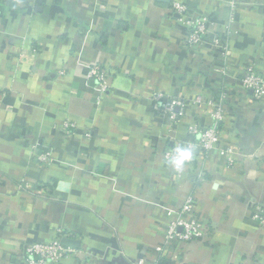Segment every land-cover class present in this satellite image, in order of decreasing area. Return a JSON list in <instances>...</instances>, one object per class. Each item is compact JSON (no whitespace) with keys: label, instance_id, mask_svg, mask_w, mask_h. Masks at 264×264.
I'll list each match as a JSON object with an SVG mask.
<instances>
[{"label":"crops","instance_id":"1","mask_svg":"<svg viewBox=\"0 0 264 264\" xmlns=\"http://www.w3.org/2000/svg\"><path fill=\"white\" fill-rule=\"evenodd\" d=\"M230 1L0 0V264L59 231L77 242L59 264H264V98L242 82L250 66L264 78V0ZM174 3L208 20L203 48ZM95 65L113 78L104 96ZM157 91L183 100L176 127ZM218 107L219 144L176 172L166 153L197 144L190 126ZM192 195L209 235L158 254Z\"/></svg>","mask_w":264,"mask_h":264},{"label":"built area","instance_id":"2","mask_svg":"<svg viewBox=\"0 0 264 264\" xmlns=\"http://www.w3.org/2000/svg\"><path fill=\"white\" fill-rule=\"evenodd\" d=\"M239 5V0H231L229 6L232 10H235ZM173 11L179 16V20L183 21L189 27L188 38L186 44L189 49L199 50L206 44L205 36L208 32V20L206 18H200L192 20L187 17V9L185 6L174 3ZM219 43V40H215ZM22 61L27 62L29 58L22 55ZM60 74H64L61 72ZM88 79L94 82L96 88L104 96L112 88L113 78L110 71L106 68L95 65L89 70ZM242 82L246 90L251 91L255 101L259 102L264 98V78L256 71L252 66L248 67L242 77ZM154 102L155 111L163 116H166L171 123L172 127H176L182 121L183 111L178 110L184 109L183 100L172 98L164 92L157 91L152 95ZM212 119L215 124L208 128H202L197 124L190 126V133L198 138L197 144H190L194 146V149L200 148L204 152H210L220 142V126L224 120L223 112L218 107L212 114ZM75 124L67 123L63 126L62 133L70 135L76 130ZM171 151L166 153V160L168 162V156ZM227 153V152H223ZM52 159V153L50 150H46L43 154L38 156V160L42 164H47ZM193 162L192 159L185 165H190ZM195 197L190 196L186 202L182 205L178 211V218L171 221L164 232L165 246L158 248V254H163L165 247L170 246L174 243L187 244L195 240L202 239L209 235V226L205 224L202 219L197 218L194 212ZM264 224V212L258 210V214L255 217ZM64 232H58V238L49 243L41 244H27L22 247L20 252L22 259L25 264H59L61 261L76 256L74 249L64 246L61 243L62 237H65ZM69 237V236H67ZM138 264H142L139 262Z\"/></svg>","mask_w":264,"mask_h":264},{"label":"clouds","instance_id":"3","mask_svg":"<svg viewBox=\"0 0 264 264\" xmlns=\"http://www.w3.org/2000/svg\"><path fill=\"white\" fill-rule=\"evenodd\" d=\"M194 146L176 145L168 156V164L176 171L182 172L187 162L192 159Z\"/></svg>","mask_w":264,"mask_h":264},{"label":"water","instance_id":"4","mask_svg":"<svg viewBox=\"0 0 264 264\" xmlns=\"http://www.w3.org/2000/svg\"><path fill=\"white\" fill-rule=\"evenodd\" d=\"M61 243L66 247H76L77 246V242L74 241V239H72L71 237H67V236L62 237Z\"/></svg>","mask_w":264,"mask_h":264}]
</instances>
